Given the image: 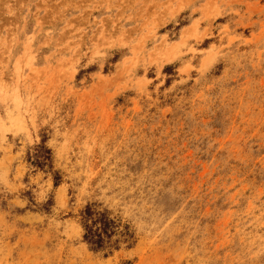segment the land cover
Instances as JSON below:
<instances>
[{"label": "rangeland", "instance_id": "rangeland-1", "mask_svg": "<svg viewBox=\"0 0 264 264\" xmlns=\"http://www.w3.org/2000/svg\"><path fill=\"white\" fill-rule=\"evenodd\" d=\"M0 264H264V0H0Z\"/></svg>", "mask_w": 264, "mask_h": 264}, {"label": "trees", "instance_id": "trees-1", "mask_svg": "<svg viewBox=\"0 0 264 264\" xmlns=\"http://www.w3.org/2000/svg\"><path fill=\"white\" fill-rule=\"evenodd\" d=\"M84 240L96 250L103 249L111 243L116 234V221L110 217V212L101 210L95 205H87L82 214Z\"/></svg>", "mask_w": 264, "mask_h": 264}]
</instances>
